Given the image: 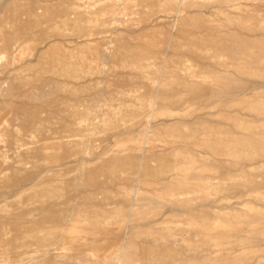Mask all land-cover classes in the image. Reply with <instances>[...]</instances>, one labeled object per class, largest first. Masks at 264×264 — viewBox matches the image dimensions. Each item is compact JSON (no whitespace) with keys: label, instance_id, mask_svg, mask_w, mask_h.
Wrapping results in <instances>:
<instances>
[{"label":"rangeland","instance_id":"374dc122","mask_svg":"<svg viewBox=\"0 0 264 264\" xmlns=\"http://www.w3.org/2000/svg\"><path fill=\"white\" fill-rule=\"evenodd\" d=\"M2 168L0 264H264V0H0Z\"/></svg>","mask_w":264,"mask_h":264},{"label":"bare ground","instance_id":"6f19581e","mask_svg":"<svg viewBox=\"0 0 264 264\" xmlns=\"http://www.w3.org/2000/svg\"><path fill=\"white\" fill-rule=\"evenodd\" d=\"M55 1H56V0H55ZM64 1H65V0H64ZM66 1H67V0H66ZM57 4H58V3H57ZM68 4H69V3H68ZM73 4H74V3H73ZM63 6H64V5H63ZM74 6H75V5H74ZM74 6H72V7H74ZM65 7H66V6H65ZM72 7H70V8H71V12H73V11H72ZM75 7H76V6H75ZM75 7H74V9H77V8H75ZM74 9H73V10H74ZM67 10H68V12H70V10L68 9V7H67ZM77 10H78V9H77ZM37 11H38V10H37ZM53 11H54V10H53ZM55 11H56V10H55ZM46 12L48 13V11H46ZM56 12H57V11H56ZM65 12H66V10H65ZM75 12H77V11L75 10ZM37 13H38V12H37ZM37 13H36V14H37ZM47 13H46V15H47ZM78 13H79V11H78ZM34 14H35V13H34ZM39 14H40V13H39ZM71 15H73V14H71ZM35 16H36V15L32 16V18L34 19ZM38 16H39V15H38ZM40 16H41V15H40ZM43 16H44V15H43ZM51 16H52V18H53V15H51ZM58 16H59V15H58ZM74 16H75V13H74ZM76 16H77V15H76ZM36 17H37V16H36ZM36 17H35V19H36ZM41 17H42V16H41ZM47 17H49V16H47ZM50 18H51V17H50ZM52 18H51V19H52ZM59 18H61V17H59ZM38 19H40V18H38ZM51 19H50V20H51ZM56 19H58V18H56ZM68 19L70 20V18H68ZM36 20H37V19H36ZM48 20H49V19H48ZM50 20H49V21H50ZM58 20H59V19H58ZM61 20H62V18H61ZM69 20H67V21H69ZM77 20H78V19H77ZM80 20H81V19H80ZM41 21H42V20H41ZM44 21H46V20H44ZM74 21H75V20H74ZM32 23H34V22L32 21ZM42 23H44V22L42 21ZM62 23H63V22H62ZM58 24H59V23H58ZM58 24H57V25H58ZM31 25H32V24H31ZM64 25H65V24H64ZM32 26H33V25H32ZM39 26H40V25H39ZM50 26H53V25H50ZM42 27H43V25H42ZM51 28H52V27H51ZM35 29H36V27H35ZM59 30H60V29H59ZM31 32H32V31H31ZM59 32H60V31H59ZM63 32H64V31H63ZM50 38H51V37H50ZM84 41H85V40H84ZM31 61H32V60H31ZM24 62H25V61H24ZM20 64H21V63H20ZM14 65H15V64H14ZM18 78H20V77L17 76V79H18ZM58 85H59V84H58ZM145 89H146V88H145ZM149 89H150V88H149ZM65 91H67V90H65ZM71 95H73V94H71ZM3 99H4V98H3ZM43 99H44V98H43ZM30 100H31V99H30ZM20 103H21V102H20ZM46 111H47V110H46ZM33 114H34V113H33ZM34 120H35V119H34ZM116 124H117V123H116ZM118 124H120V123H118ZM118 124H117V125H118ZM113 125H114V124H113ZM49 126H50V125H49ZM89 127H90V126H89ZM112 127H114V126H112ZM67 129H68V128H67ZM91 129H92V128H91ZM91 133H92V132H91ZM94 134H95V133H94ZM33 136H34V135H33ZM91 136H92V135H91ZM93 137H94V136H93ZM183 137H184V136H183ZM15 138H16V137H15ZM86 138H88V137H86ZM86 138H84V139H86ZM90 138H91V137H90ZM88 139H89V138H88ZM20 141H21V140H20ZM24 141H25V140H24ZM86 143H87V142H86ZM116 145H117V144H116ZM120 150H121V148H120ZM117 151H118V150H117ZM123 151H124V149H123ZM78 152H79V151H78ZM107 152H108V151H107ZM115 153H116V152H115ZM120 153H121V151H120ZM113 154H114V153H113ZM121 154H122V153H121ZM121 154H120V156H122ZM3 155H4V154H3ZM107 155H108V154H107ZM117 156H119V155H117ZM120 156H119V157H120ZM72 157H73V156H72ZM111 157H112V156H111ZM64 158H65V157H64ZM113 158H114V157H113ZM116 158H117V157H116ZM116 158H115V161H116ZM161 158H163V157H161ZM161 158H160L159 160H161ZM66 159H67V158H66ZM71 159H72V158H71ZM164 159H165V158H164ZM63 160H64V159H63ZM68 160H69V159H68ZM6 161H8V160H6ZM6 161H4V162H6ZM65 161H66V160H65ZM111 161H112V160H111ZM60 163H61V162H60ZM97 163H98V162H97ZM7 164H8V163H7ZM19 164H20V163H19ZM19 164H18V165H19ZM109 164H110V163H109ZM123 164H124V162H123ZM147 164H148V163H147ZM62 165H63V164H62ZM113 165H114V163H113ZM124 165H125V164H124ZM124 165H122V166L124 167ZM126 165H127V164H126ZM143 165H144V164H143ZM247 165H248V164H247ZM108 166H109V165H108ZM118 166H119V165H118ZM91 167H92V166H91ZM110 167H111V166H110ZM126 167H127V166H126ZM7 168H8V167H7ZM55 168H56V167H55ZM72 168H74V167H72ZM115 168H117V166H116ZM117 169H118V168H117ZM5 170H6L5 168H2V169L0 170V174H1V176H5V175H6V172H7V171H5ZM127 170H128V169H127ZM76 171H77V170H76ZM79 171H80V170H79ZM82 171H84V170L82 169ZM37 172H38V171H37ZM41 172H42V171H41ZM112 172H113V171H112ZM112 172H111V173H112ZM38 173H39V172H38ZM38 173H36V174H38ZM51 173H52V172H51ZM77 173H78V172H77ZM77 173H76V174H77ZM93 173H94V172H93ZM97 173H98V172H97ZM115 173L117 174V171H116ZM115 173H114V174H115ZM89 174H90V173H89ZM86 175H87V174H86ZM259 175H261V174H259ZM76 176H77V175H76ZM255 176H256V175H255ZM47 177H48V176H47ZM103 177H104V176H103ZM109 178H110V177H109ZM158 178H159V177H158ZM21 179H22V178H21ZM263 179H264V177H263ZM109 180H110V179H109ZM10 181H11V180H10ZM91 181H92V180H91ZM102 181H103V180H102ZM61 182H62V181H61ZM63 182H64V181H63ZM87 182H88V181H87ZM64 183L66 184V182H64ZM82 183H83V182H82ZM82 183H80V184H82ZM2 184H3V183H2ZM14 184H16V183H14ZM68 184H69V183H68ZM70 184L72 185L71 187H73V183H70ZM76 184H77V183H76ZM90 184H91V183H90ZM8 185H9V184H8ZM25 185H26V184H25ZM57 185H58V184H57ZM57 185H56V186H57ZM62 185H64V184H62ZM88 185H89V184H88ZM98 185H100V183L97 184V186H98ZM52 186H53V185H52ZM65 186H66V185H65ZM76 186H79V185L77 184ZM81 186H82V185H81ZM6 187H8L7 184H6ZM6 187H5V188H6ZM57 187H58V186H57ZM59 187H60V186H59ZM59 187L57 188V190L59 189ZM87 187H88V186H87ZM90 187H91V186H90ZM94 187H95V186H94ZM69 188H70V187L68 186L67 189H69ZM97 188H98V187H97ZM99 188H100V187H99ZM251 188H252V187H251ZM1 189H2V188H1ZM10 189H11V188H10ZM4 190H5V189H4ZM59 190H61V189H59ZM93 190H95V188H94ZM66 191H67V190H66ZM69 191H70V189H69ZM71 191H72V189H71ZM50 193H51V192H50ZM54 193H56V192H54ZM62 193H64V192H62ZM69 193H70V192H69ZM57 194H58V192H57ZM65 194H66V193H65ZM71 194H72V193H71ZM71 194H70V195H71ZM48 195H49V194H48ZM62 195H63V194H62ZM70 195H68V196H70ZM84 195H85V194H84ZM37 196H38V195H37ZM37 196H34V197H37ZM79 196H80V195H79ZM51 197H52V193H51ZM51 197H50V198H51ZM62 197H64V196H62ZM70 197H71V196H70ZM60 198H61V197H60ZM16 199H17V198H16ZM52 199H53V198H52ZM62 199H63V198H62ZM62 199H61V200H62ZM84 199H85V197H84ZM36 200H38V199H36ZM50 200H51V199H50ZM59 200H60V199H59ZM69 200H70V199H69ZM67 201H68V200H67ZM22 202H23V201H22ZM27 203H28V202H27ZM48 203H49V202H48ZM48 203H47V204H48ZM80 203H81V202H80ZM29 204H30V202H29ZM45 204H46V202H45ZM54 204H55V203H54ZM71 204H72V203H71ZM94 204H95V203H94ZM26 205H27V204H26ZM26 205H23V206H26ZM30 205H31V204H30ZM50 205H51V204H50ZM46 206H47V205H46ZM46 206H45V207H46ZM48 206H49V204H48ZM53 206H54V205H53ZM58 206H60V205H58ZM66 206L68 207V205H66ZM29 207H31V206H29ZM55 207H56V206H55ZM63 207H64V205H63ZM42 208H43V207H42ZM42 208L40 207V209H42ZM47 208H48V207H47ZM40 209H39V210H40ZM57 209H58V208H57ZM17 210H19V209H17ZM29 210H31V209H29ZM48 210H50V209H48ZM61 210H62V209H60V211H61ZM63 210H65V209H63ZM42 211H43V210H42ZM50 211H51V210H50ZM69 211H70V210H69ZM15 212H17V211H15ZM51 212H52V211H51ZM55 212H56V211H55ZM2 213H3V212H2ZM5 213H8V212H5ZM26 213H27V212H26ZM68 213H69V212H68ZM70 213H72V212L70 211ZM19 214H20V213H19ZM22 214H23V213H22ZM12 215H13V213H12ZM14 215H15V214H14ZM14 215H13V216H14ZM29 215H30V213H29ZM48 215H49V214H48ZM70 215H71V214H70ZM1 216H2V215H1ZM42 216H44V215H42ZM50 216H51V215H50ZM52 216H53V212H52ZM52 216H51V217H52ZM54 216H55V214H54ZM54 216H53V217H54ZM56 216H57V215H56ZM39 217H40V216H39ZM51 217H50V218H51ZM37 218H38V217H37ZM41 218H43V217H41ZM48 218H49V217H48ZM68 218H70V217H67V220H68ZM45 219H46V218H45ZM35 220H36V218H35ZM43 220H44V219H43ZM67 220H65V221H67ZM37 221H38V220H36V222H37ZM39 221H40V220H39ZM41 221H42V220H41ZM46 221H48V219H47ZM56 221H57V220H56ZM58 221H59V220H58ZM65 221H63V222H65ZM48 222H49V221H48ZM53 222H54V221H53ZM60 240H61V239H60ZM60 240H59V241H60ZM56 242H57V241H56ZM60 245H61V243H60ZM63 248H64V247H63ZM28 249H29V248H28ZM81 249H82V248H81ZM164 249H165V248H164ZM164 249H163V250H164ZM62 250H63V249H62ZM77 250H78V249H77ZM78 251H79V250H78ZM86 251H87V250H86ZM165 251H166V250H165ZM51 252H52V251H51ZM63 252H64V251H63ZM76 252H77V251H76ZM83 252H84V250H83ZM46 254H47V252H46ZM76 254H77V253H76ZM81 254H82V253H81ZM41 255H42V254H41ZM48 255H49V254H48ZM52 255H53V254H52ZM65 255H66V254H65ZM31 256H32V255H31ZM49 257H52V256L50 255ZM100 257H101V256H100ZM36 258H37V257H36ZM49 260H50V259H49ZM175 260H176V259H175ZM41 261H42V260L40 259V262H38V263L41 264ZM119 262H120V261H119ZM18 263H19V262H18ZM38 263H37V264H38ZM28 264H29V263H28ZM79 264H80V263H79Z\"/></svg>","mask_w":264,"mask_h":264}]
</instances>
